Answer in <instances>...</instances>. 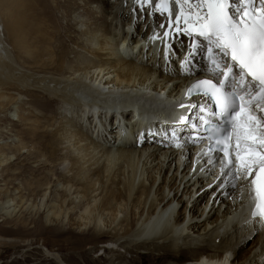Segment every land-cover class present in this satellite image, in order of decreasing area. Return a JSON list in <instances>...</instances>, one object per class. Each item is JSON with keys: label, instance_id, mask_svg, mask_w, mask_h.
I'll return each mask as SVG.
<instances>
[{"label": "bare ground", "instance_id": "bare-ground-1", "mask_svg": "<svg viewBox=\"0 0 264 264\" xmlns=\"http://www.w3.org/2000/svg\"><path fill=\"white\" fill-rule=\"evenodd\" d=\"M81 1V6L64 10L71 21L78 20L81 13L86 17L83 30L74 27L81 22L73 26L79 38L71 41L78 50L62 41L54 42L46 18L41 27L29 22L28 31L35 34L28 35V72L14 76L17 69L0 37V99L11 100L9 90L25 82L27 75L30 99L54 100L61 109L57 116L28 110V116L35 114L34 121L28 122V137L35 144L25 151L28 216L46 213L48 221L35 231L80 233L95 241L106 238L109 244L103 251L109 256L100 264H143L145 260L150 264H235L233 253L240 261L236 264H264V224L250 220L243 211L251 176L236 178L240 176L236 158L232 164L212 162L213 155L190 137L199 127L197 105L204 103L197 97H185L183 78L176 76L174 69L179 63L181 67L203 64L208 43L175 36L163 38L155 28V20L160 18L152 20L157 13L151 12V17L145 16L140 23L145 22L141 31L146 28L140 37L153 32L159 44L142 39L147 46L138 47L137 60L130 54L124 58L117 46L124 41H118L114 32L124 14H118L116 6L121 0L108 6L106 0H97L100 10L92 9L91 2ZM156 2L145 3L152 8ZM170 2L176 7L188 6L177 0ZM130 3L126 5L130 14L139 11L141 1ZM132 21L134 25H128L131 31L137 18L132 17ZM3 29L1 25L0 31ZM37 40L43 47L41 52ZM208 56L222 61L217 51L211 50ZM169 83L172 86L168 87ZM161 100H165V106L172 103L178 109L176 114L156 118L145 107L149 101L157 104ZM109 117L116 120L117 127L108 123ZM112 128L116 135L113 147V137L109 136L114 135L109 132ZM11 141L17 142L15 138ZM12 148L15 151L9 153L0 148V172L21 157V148ZM60 165H64L61 170ZM56 183L61 185L57 203L47 200L46 210L35 209L37 197L51 193ZM221 184L222 189L218 187ZM209 188L211 204L210 198L202 204ZM9 200L1 203L6 215L13 210ZM175 203L185 204L176 211ZM77 210L81 213L76 220ZM255 234L256 238L250 239ZM44 254L43 260L48 262L59 258L57 254ZM159 260L161 263H157Z\"/></svg>", "mask_w": 264, "mask_h": 264}, {"label": "rangeland", "instance_id": "rangeland-1", "mask_svg": "<svg viewBox=\"0 0 264 264\" xmlns=\"http://www.w3.org/2000/svg\"><path fill=\"white\" fill-rule=\"evenodd\" d=\"M85 1L91 2L90 6L93 7L92 9L100 10L101 3H98L97 0ZM106 1L107 6L109 5V3H114V0ZM130 1L131 0H121L120 4H117L118 2H116V6H118V9L120 10L118 14L127 11L126 5L131 4ZM81 4H83V1L81 0H0V26L2 25V27L4 28L2 31H0V37L3 40V44L5 45V47L7 46L6 49L9 51V54L12 57L13 63L11 64L14 65L17 69L16 71H14V76L20 75V73L24 71L28 72V35L30 37H34L35 34L34 30L28 31L29 22L35 23L34 25L41 27L43 18H46V20L52 27L51 29H53V32L50 36L52 39H54V42L62 41L66 46H69L70 49L72 48L78 50L76 48V45L72 43L71 38H79L74 31V27H76V29L83 30L85 28L84 24L87 22L86 17L83 13H81V15L83 16L79 15L77 17L78 20L74 19L71 21L69 16H66L64 10H66L68 6H81ZM130 15V13H128L127 15H125V13L122 14L120 18L121 23L119 24V26L116 25L114 32L117 33L116 38H119L118 41H124V36L121 32L122 29L129 24H132V26L134 25L132 17L129 18ZM141 21H144V17L139 18V20L135 23L134 30L132 31L131 36L133 35V33L138 35L145 33L144 30H146V28L143 27L144 30L141 31L142 26L145 24V22L140 25ZM76 22L81 23H78L76 26H74ZM70 25L72 26L70 27ZM137 27L140 29L139 32L135 30V28ZM129 29L131 31V28ZM14 34L17 36L16 39L13 36ZM38 42L39 41L37 40L36 45L38 44ZM121 43L123 44L121 45ZM121 43L119 44V46L121 45V47L127 49L128 45L129 48L130 44L126 43V41ZM37 47L40 52L41 49L43 50L41 43H39ZM135 53L136 52H133L132 55L133 58L137 60L138 57L135 55ZM69 56L71 57L72 54H70ZM68 59L71 60L72 57ZM156 65L158 67V64ZM19 69H21L22 71L20 72ZM26 74L27 73H25V75ZM24 80L25 82L23 81L21 84L19 83V85L16 87L17 89L15 88L9 90L11 94L8 96L12 98L11 100L0 99L1 151L6 153L12 152L14 150L12 146L16 148L19 147L21 148L20 150L23 151L21 153V157L12 161V166H10L8 169L2 168L4 174L0 176L2 179L0 180V190L6 191L9 195L6 197V192H4V194H2L3 192H0V264L105 263V261L107 260L105 258L109 256L108 252L103 251L105 245L109 244L106 238H101L95 241L87 238L85 235H82L80 233L50 234L46 232H37L35 230L39 229L41 227V224H47L48 222L45 217L46 213L40 216H28V203H30V201L28 200V152L26 153L25 151L28 150V145L29 148H31L33 144H35V142H33L32 139L28 137V122L34 121L35 114L28 116V110L30 108L40 115L57 116V113L61 109L59 107V104L54 100L44 101L43 99L39 98H33L34 100L30 99V97L28 96L27 75ZM23 83L24 85H26L24 86ZM168 85V87L172 86V84L170 83ZM164 103L165 100H161V102L157 104L153 103V101H149L147 104L141 102V104H145V107L148 108L149 111L153 112L152 114L156 115V118H164L169 116L171 117L172 115H175L176 112L174 111L178 109L174 106H171L172 103H169L167 105L168 107L165 106ZM119 105L121 106V104ZM101 106H97V108H102ZM165 112L171 113L165 115ZM152 114L148 115L152 116ZM113 122L114 119L112 117H109L108 123L112 127L114 126ZM126 123L128 122L126 121ZM127 125H129V123ZM114 131L115 130H113V128L109 131L114 133V135H109L113 137L111 147H113V144L116 140ZM13 138H15L17 142L13 143L11 141ZM16 157L17 156H13L12 158ZM63 166L64 165H60L58 169L61 170ZM3 171H1L0 174ZM29 177H33V175ZM54 178L55 176H53V180ZM223 185L224 184H221L218 187L222 189ZM215 186L216 185H213V187ZM212 188L208 189L207 193L202 199V204L209 198V205L211 204V199L213 198V196L210 192ZM59 189H61V185L56 183V187H54V190L52 189L54 192L52 191L50 193L48 191L43 197L38 196L36 202L34 203L35 209L43 211V209L45 208L46 210L47 206L45 205V203L47 200H52L51 202L56 204V195L58 194ZM56 191L57 193H55ZM7 199H10V209L13 208V210L10 212L11 214L9 213L6 215L3 214L4 211L1 208V203ZM229 200H231V197L229 198ZM184 204L179 203L178 205H176L175 203V205L177 206L176 211L177 209H183ZM188 204L190 205L191 203ZM209 205L206 209V213L210 208ZM78 213H81V210H77L76 215H74L73 218L77 217L75 218L76 220L79 216ZM67 220L68 218H65L64 222H67ZM256 236L257 234L252 235L250 239H254L256 238ZM45 252L51 257H53L52 255L57 254L59 258L57 257L58 259H55L54 262L43 260V255H45ZM233 255V262L235 264L240 262L236 260L234 253ZM139 256H145V254L140 253ZM98 257H100V259H98ZM238 259L240 260L241 258ZM91 260H96V262L94 261L93 263H91ZM135 260L139 261V259L137 258H135ZM157 263H161V260H159ZM143 264H150V262L149 260H145L143 261Z\"/></svg>", "mask_w": 264, "mask_h": 264}, {"label": "snow or ice", "instance_id": "snow-or-ice-1", "mask_svg": "<svg viewBox=\"0 0 264 264\" xmlns=\"http://www.w3.org/2000/svg\"><path fill=\"white\" fill-rule=\"evenodd\" d=\"M177 2L192 7L189 0ZM205 6L206 13L201 11L195 13L198 34L214 44L224 56L230 55L232 64L227 65V71L223 72L225 79L220 80L218 84L212 80H202L194 84L189 92L203 89L204 95L210 96L220 107L221 115L231 118L235 138L234 154L237 171L240 173L236 178L248 179L254 173L251 184L256 204L252 215L264 216V117L257 118L255 115L256 108L264 110V0H260L259 15L250 21L243 18L237 21L230 15L231 0H199L195 8L202 9ZM250 6L251 0H247L245 16L250 15L247 10ZM163 7L167 8L166 0ZM179 19L180 16H177V20ZM188 19L185 17L186 24ZM209 51L211 52V49ZM210 59L215 64L214 70H219L220 64L214 58ZM234 66L240 70L238 84L244 85L245 78L251 77V81L247 82L249 91L246 95L252 99L246 100L244 96H240L239 105L236 103L237 97L234 92L224 91L230 74L235 75ZM253 89H258L255 96ZM226 131V127L221 129V133ZM225 139L230 140L231 137L225 136ZM220 150L224 151L225 157L232 155L227 145ZM232 163L229 159V164Z\"/></svg>", "mask_w": 264, "mask_h": 264}]
</instances>
